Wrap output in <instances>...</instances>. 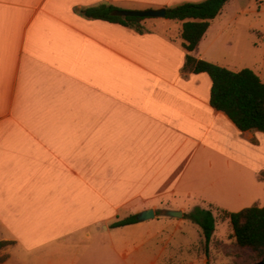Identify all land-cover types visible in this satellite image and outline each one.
Returning <instances> with one entry per match:
<instances>
[{"label":"crops","instance_id":"0c3cea01","mask_svg":"<svg viewBox=\"0 0 264 264\" xmlns=\"http://www.w3.org/2000/svg\"><path fill=\"white\" fill-rule=\"evenodd\" d=\"M199 1L0 0V264H96L99 250L129 264L116 243L150 235L164 209L264 204V133L211 107L206 73L182 72L180 23L139 33L83 14ZM228 2L195 57L210 59L201 44Z\"/></svg>","mask_w":264,"mask_h":264},{"label":"trees","instance_id":"16d2710c","mask_svg":"<svg viewBox=\"0 0 264 264\" xmlns=\"http://www.w3.org/2000/svg\"><path fill=\"white\" fill-rule=\"evenodd\" d=\"M227 0H202L184 2L165 7V18L180 23L179 38L185 50L182 72L206 73L211 81L209 103L211 107L222 111L241 130H258L264 133V82L250 68L232 70L225 66L192 55L203 37L211 20L219 13ZM119 9L111 4H98L84 9L89 18L106 20L133 28L139 33L147 30L145 22L150 17L116 16L113 10ZM232 226L236 244L251 251L248 264H264V204L250 205L238 211L225 212ZM136 214L117 220L112 227L136 222ZM202 231L204 248L207 253L208 243L214 230L215 219L210 209L194 207L183 213ZM12 243L0 240V248ZM4 258V257H3Z\"/></svg>","mask_w":264,"mask_h":264},{"label":"rangeland","instance_id":"374dc122","mask_svg":"<svg viewBox=\"0 0 264 264\" xmlns=\"http://www.w3.org/2000/svg\"><path fill=\"white\" fill-rule=\"evenodd\" d=\"M201 48L206 49L209 61L232 70L250 68L264 82V0H229ZM211 211L215 223L207 253L196 233L202 232L201 228L188 217L159 215L158 221L151 222L150 235L128 238L116 246L129 264H248L251 251L236 244L225 212ZM175 223L180 225L177 230ZM98 253L96 264H106V256L100 250ZM22 260L26 263V257Z\"/></svg>","mask_w":264,"mask_h":264},{"label":"water","instance_id":"95a60500","mask_svg":"<svg viewBox=\"0 0 264 264\" xmlns=\"http://www.w3.org/2000/svg\"><path fill=\"white\" fill-rule=\"evenodd\" d=\"M113 15L116 16H138V17H150V18H163L165 16V8H149V9H116L112 11ZM163 215L181 218L183 212L176 209H164ZM154 216V211L151 208L142 210L136 213L137 221H144Z\"/></svg>","mask_w":264,"mask_h":264}]
</instances>
